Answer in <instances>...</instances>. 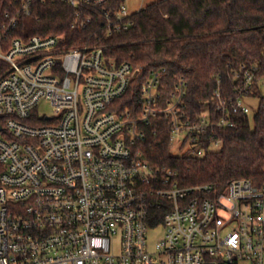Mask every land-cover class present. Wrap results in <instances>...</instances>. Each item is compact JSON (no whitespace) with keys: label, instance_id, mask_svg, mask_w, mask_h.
Listing matches in <instances>:
<instances>
[{"label":"built area","instance_id":"obj_1","mask_svg":"<svg viewBox=\"0 0 264 264\" xmlns=\"http://www.w3.org/2000/svg\"><path fill=\"white\" fill-rule=\"evenodd\" d=\"M55 1L74 9L73 30L97 23L111 37L133 24L126 0H21L0 11V264H264V182L183 185L144 149L162 118L174 155L218 150L215 128L250 122L257 67L235 72L232 93L217 86L197 118L184 111L186 79L164 96L166 68L154 69L133 113L120 99L142 66L104 45L68 46L64 34L26 35L24 17ZM43 101L52 113L39 111Z\"/></svg>","mask_w":264,"mask_h":264},{"label":"trees","instance_id":"obj_2","mask_svg":"<svg viewBox=\"0 0 264 264\" xmlns=\"http://www.w3.org/2000/svg\"><path fill=\"white\" fill-rule=\"evenodd\" d=\"M20 1L0 0V11L12 10ZM124 1L113 0L116 6ZM73 17L67 4L46 2L22 23L26 35L64 34L68 46L104 45L118 62L142 66L141 77L120 99L133 113L141 109V82L154 69L166 68L164 96L177 77L186 79L184 111L197 118L210 106L217 86L225 94L234 92L235 72L256 66L253 95L260 106L253 125L215 128L214 138L222 142L218 150L202 157L177 156L169 149L167 122L160 118L151 125L144 149L153 164L175 170L183 185L209 183L221 190L236 178L264 182V94L259 85L264 78V0H155L131 15L127 30L111 37L97 23L83 31L71 29Z\"/></svg>","mask_w":264,"mask_h":264},{"label":"rangeland","instance_id":"obj_3","mask_svg":"<svg viewBox=\"0 0 264 264\" xmlns=\"http://www.w3.org/2000/svg\"><path fill=\"white\" fill-rule=\"evenodd\" d=\"M155 0H126V8L128 13L133 14L139 10H141L143 7L148 5L149 3L153 2ZM261 89L264 94V78L260 82ZM245 103L250 108L249 113V119L250 123L253 125L254 121V115L258 110L259 105V98L257 96H252L245 99ZM39 111L42 113H52L53 112V106L49 101H43L39 106ZM164 229L163 228H157L150 232L149 234V242L150 245H154L158 239H160L163 236Z\"/></svg>","mask_w":264,"mask_h":264}]
</instances>
